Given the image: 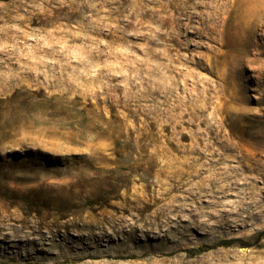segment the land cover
Returning <instances> with one entry per match:
<instances>
[{
    "label": "rangeland",
    "instance_id": "374dc122",
    "mask_svg": "<svg viewBox=\"0 0 264 264\" xmlns=\"http://www.w3.org/2000/svg\"><path fill=\"white\" fill-rule=\"evenodd\" d=\"M264 0H0V264H264Z\"/></svg>",
    "mask_w": 264,
    "mask_h": 264
},
{
    "label": "bare ground",
    "instance_id": "6f19581e",
    "mask_svg": "<svg viewBox=\"0 0 264 264\" xmlns=\"http://www.w3.org/2000/svg\"><path fill=\"white\" fill-rule=\"evenodd\" d=\"M257 11H260V17H263L264 16V9H263V7H258L257 9H256Z\"/></svg>",
    "mask_w": 264,
    "mask_h": 264
}]
</instances>
